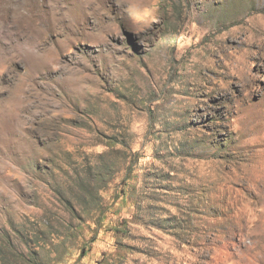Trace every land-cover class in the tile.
I'll return each instance as SVG.
<instances>
[{"label":"rangeland","instance_id":"rangeland-1","mask_svg":"<svg viewBox=\"0 0 264 264\" xmlns=\"http://www.w3.org/2000/svg\"><path fill=\"white\" fill-rule=\"evenodd\" d=\"M0 264H264V0H0Z\"/></svg>","mask_w":264,"mask_h":264}]
</instances>
